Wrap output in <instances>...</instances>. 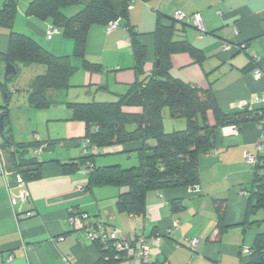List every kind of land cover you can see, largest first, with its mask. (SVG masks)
Returning <instances> with one entry per match:
<instances>
[{
	"label": "crops",
	"instance_id": "obj_1",
	"mask_svg": "<svg viewBox=\"0 0 264 264\" xmlns=\"http://www.w3.org/2000/svg\"><path fill=\"white\" fill-rule=\"evenodd\" d=\"M5 1L0 0V7ZM15 1L17 15L13 29L31 35L56 55L71 56L72 65L77 67L71 85L83 87L86 94L71 95L74 97L71 99L69 89L59 99L63 102L44 110L31 108L28 86L45 66H25L32 70L25 86L27 96L22 110L30 120L38 119L41 115L38 111L43 112L46 130L34 131L28 139H18L9 106L19 89L8 86L13 79H5L6 63L0 61V82L10 92L9 95L0 88V116L7 110L3 106L9 111L6 130L17 142H41L40 149H29L24 155L25 159L35 156L38 165L31 167L33 171L39 170L40 175L24 180L12 168L10 154L3 146V137L0 138V264H98V246L84 229H76L69 222V215L75 211L89 212L116 230L120 238L135 243L140 234H161V240L150 246L149 259L153 262L241 264L247 260L248 253L244 250H250L257 234L264 232V216H258L264 210L250 217L251 224L242 225L254 179V166L247 155L258 154L257 141L261 135L258 122L223 126L215 148L199 157V184L149 190L144 213L134 215L117 205L125 187L110 184L87 188L89 175L84 168L64 171L63 163L77 162L83 156L81 139L87 133L85 122L70 120L72 112L65 102L114 101L126 93L138 77H143L135 68L127 22L134 26L139 41L145 46L143 68L149 74L157 63L154 30L159 17L160 21L168 22L180 11L189 16L199 13L205 30L178 21L175 38L187 39L205 57L199 63L189 53L173 54L171 75L212 90L224 112L240 111L241 102L264 111V105L255 103L264 94V0H132L127 17L119 20L113 31L108 32L101 24L89 30L86 59L101 64L103 70L98 72L84 67V58L74 55L73 39L66 37L51 18L41 19L27 13L32 0ZM91 1L79 0L78 5L68 6L64 11L74 15ZM10 31L6 25L0 26L1 52L8 49ZM255 69L261 72L260 77L253 73ZM209 121L215 122L212 112H209ZM170 126L174 129V122ZM164 128L168 131L165 123ZM134 148L135 143L107 146L102 155L108 156L99 155L95 162L98 165L118 163L123 167L137 165L139 162L126 165L120 157L109 156L124 153L131 158L134 153L138 159L136 151H126ZM22 192L28 194V199H21ZM175 200L180 203L177 211L172 205ZM224 226L227 227L223 229ZM194 238L199 240L196 251L189 246Z\"/></svg>",
	"mask_w": 264,
	"mask_h": 264
},
{
	"label": "trees",
	"instance_id": "obj_2",
	"mask_svg": "<svg viewBox=\"0 0 264 264\" xmlns=\"http://www.w3.org/2000/svg\"><path fill=\"white\" fill-rule=\"evenodd\" d=\"M131 2L132 0H92L70 16L65 13L64 8L78 5L79 0H32L27 13L41 19L51 18L53 24L62 29L66 37L73 39L74 55L84 58V67L98 72L103 70L101 64L86 59L89 30L97 24L106 26L112 21L119 23V20L127 17ZM16 15V1L6 0L0 7V26L6 25L11 31L7 51H0V61L11 62L17 67V73L8 79H13L18 74L20 65H44L45 70L37 73L28 86V105L34 109H48L63 102L59 99L71 88L70 80L77 67L72 65L71 56L56 55L31 35L13 29ZM177 22L174 16L168 22L160 21L159 17L154 30L157 63L149 74L143 68L145 46L139 41L134 26L127 22L136 61L135 68L143 77H138L128 91L118 95L114 101L65 102L72 112L70 120L85 122L87 133L81 139L83 156L77 162L63 163L64 171L84 168L89 175L87 188L110 184L125 187L118 196L117 205L119 209L134 215L144 213L146 193L149 190L196 187L199 184V157L215 148L223 126L240 125L248 121L258 122L264 116L263 108L224 112L212 90H204L171 75L173 54L189 53L199 63L205 57L202 50L187 39L175 38ZM0 88L10 95L4 82H0ZM3 107L7 109L3 113L6 126L9 111L7 106ZM166 110L175 125L170 131L164 128ZM209 112L214 115V123L209 121ZM2 137L3 146L10 154L12 168L24 180L39 177V170H25L38 165L35 156L25 159L24 155L29 149H40L41 142H17L6 128ZM127 143L136 144V148L125 150L138 153L137 165L123 167L118 163L96 164V157L104 154L102 150L105 147ZM255 158L247 216L242 225L251 224L250 217L264 210V152H258ZM172 205L175 211L180 207L176 200ZM124 241L118 234L108 244L96 239L94 243L100 251L98 264H129L128 252L116 247L118 242ZM133 264L165 263L153 262L148 258L146 262L136 260ZM241 264H264V232L257 234L247 260Z\"/></svg>",
	"mask_w": 264,
	"mask_h": 264
},
{
	"label": "built area",
	"instance_id": "obj_3",
	"mask_svg": "<svg viewBox=\"0 0 264 264\" xmlns=\"http://www.w3.org/2000/svg\"><path fill=\"white\" fill-rule=\"evenodd\" d=\"M175 20L180 22H185L186 24H192L196 26L199 30L204 31L205 26L203 18L199 13H196L192 16L186 15L180 11H177L174 15ZM118 21L109 22L106 25L107 31L111 32L118 26ZM51 32L49 31V34ZM256 77H260L261 72L258 69H255L254 72ZM255 103L264 105V94L255 99ZM240 106L242 108H251L250 104L246 102H241ZM258 124L261 126V135L257 141L258 152H264V116L258 121ZM247 160L252 164H255V156L248 154ZM21 199H28V194L26 192L21 193ZM29 215V214H28ZM69 222L74 225L76 229H84L88 237L94 242L96 239L109 243L111 239L117 237L118 232L108 228V226L101 220L93 218L89 212L84 211H75L72 212L69 217ZM161 240V235H152L148 236L146 234H140L137 237V242H132L131 240H125L124 242H118L116 247L118 250H126L130 256L129 264H133L136 260L146 262L149 258L150 253V244L158 243ZM190 246L192 249H196L199 246V240L194 238L190 240ZM246 253L249 252L248 249L244 250Z\"/></svg>",
	"mask_w": 264,
	"mask_h": 264
},
{
	"label": "rangeland",
	"instance_id": "obj_4",
	"mask_svg": "<svg viewBox=\"0 0 264 264\" xmlns=\"http://www.w3.org/2000/svg\"><path fill=\"white\" fill-rule=\"evenodd\" d=\"M68 39V38H67ZM70 40H72L71 38H69ZM72 42V41H71ZM63 45V44H62ZM65 45V44H64ZM77 60L79 62H81V60L79 58H77ZM19 73L13 78V80L9 81V83L11 82V85L8 84V86L10 88H12V86L16 87L18 90L17 95L13 98L10 106H9V110H11V117L14 120V125H15V132L14 134L16 135V137L19 139V137H24L25 139L31 138L33 135L34 131H38V132H44V130H46L45 128V120H44V116H42V114H44L41 111H38L39 115L38 119L34 118L33 120H30L27 113H25V111H23V107L25 105V97L27 96V92H26V84H28V82L30 81V75H31V68L29 67H25V66H20L19 68ZM82 77V75H81ZM82 82L84 80H81ZM71 90L69 91L70 93V97H72L71 95H75L77 97V95H82V94H86L84 91L83 87H76V86H72L70 88ZM86 89V88H85ZM69 96V95H68ZM74 96V97H75ZM74 97H72L71 99H73ZM85 97V96H83ZM66 104V103H65ZM64 108V107H62ZM173 120L168 113V110H166V114L164 116V123L166 126V129H168V131H170L172 128H170L171 126V121ZM170 129V130H169ZM0 138H1V134H0ZM102 156H108V155H102ZM111 157H120L119 159H121V161H125L124 164L126 165H130L132 163V161H134L135 164H137L139 162L138 159H136V155L134 153L131 154V158L127 156V154H113V155H109ZM259 217L264 216V211H260L258 214Z\"/></svg>",
	"mask_w": 264,
	"mask_h": 264
},
{
	"label": "water",
	"instance_id": "obj_5",
	"mask_svg": "<svg viewBox=\"0 0 264 264\" xmlns=\"http://www.w3.org/2000/svg\"><path fill=\"white\" fill-rule=\"evenodd\" d=\"M16 73H17V67L11 62H6L5 79L7 80L9 77L14 76ZM4 118H5V115L2 114L0 116V134H1V136H4V130H5ZM32 169H33L32 167L25 168V170H32Z\"/></svg>",
	"mask_w": 264,
	"mask_h": 264
}]
</instances>
